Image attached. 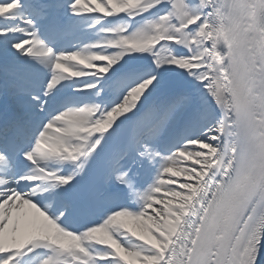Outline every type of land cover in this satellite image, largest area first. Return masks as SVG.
<instances>
[{
  "label": "snow or ice",
  "instance_id": "6c2138e0",
  "mask_svg": "<svg viewBox=\"0 0 264 264\" xmlns=\"http://www.w3.org/2000/svg\"><path fill=\"white\" fill-rule=\"evenodd\" d=\"M0 264H264V0H0Z\"/></svg>",
  "mask_w": 264,
  "mask_h": 264
}]
</instances>
